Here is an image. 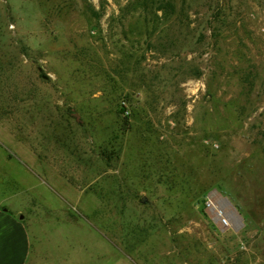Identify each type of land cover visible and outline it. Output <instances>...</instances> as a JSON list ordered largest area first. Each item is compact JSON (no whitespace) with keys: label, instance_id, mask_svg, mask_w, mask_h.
Here are the masks:
<instances>
[{"label":"rangeland","instance_id":"obj_1","mask_svg":"<svg viewBox=\"0 0 264 264\" xmlns=\"http://www.w3.org/2000/svg\"><path fill=\"white\" fill-rule=\"evenodd\" d=\"M0 203L28 264H264V0H0Z\"/></svg>","mask_w":264,"mask_h":264},{"label":"crops","instance_id":"obj_2","mask_svg":"<svg viewBox=\"0 0 264 264\" xmlns=\"http://www.w3.org/2000/svg\"><path fill=\"white\" fill-rule=\"evenodd\" d=\"M30 255L28 232L22 218L0 207V264H28Z\"/></svg>","mask_w":264,"mask_h":264},{"label":"built area","instance_id":"obj_3","mask_svg":"<svg viewBox=\"0 0 264 264\" xmlns=\"http://www.w3.org/2000/svg\"><path fill=\"white\" fill-rule=\"evenodd\" d=\"M214 201H213V197H209V198H207L206 200H205V203H204V206L208 209V210H210V212L212 213V211H211V208L212 207H215L214 206ZM216 208H217V206H216ZM218 209V208H217ZM213 214V213H212ZM214 216V215H213ZM220 217V220H217L218 222H220V226H222V227H225L227 224H226V218L225 217H223V216H219ZM215 218V217H214ZM216 219V218H215Z\"/></svg>","mask_w":264,"mask_h":264},{"label":"bare ground","instance_id":"obj_4","mask_svg":"<svg viewBox=\"0 0 264 264\" xmlns=\"http://www.w3.org/2000/svg\"><path fill=\"white\" fill-rule=\"evenodd\" d=\"M213 201H214V199H213ZM222 202H223L225 205H227V208L229 207V210L232 211V209L230 208V206H229L228 204H226L224 201H222ZM213 204H214V206L216 205L215 202H214ZM217 208H218V209H217ZM217 208H216V206L211 208V211H212L214 217L216 218V219H215L216 221H217V220H220V217H219V216H223V215H224V216H227L226 213H224L223 210H221L220 207H217ZM232 212H233V211H232ZM233 213H234V212H233ZM234 215H235V214H234ZM224 216H223V217H224ZM235 216H236V215H235ZM226 220H227V219H226ZM217 222H218V221H217ZM219 223H220V222H219ZM226 224H227L226 226H228V224H229V223H228V220L226 221Z\"/></svg>","mask_w":264,"mask_h":264},{"label":"water","instance_id":"obj_5","mask_svg":"<svg viewBox=\"0 0 264 264\" xmlns=\"http://www.w3.org/2000/svg\"><path fill=\"white\" fill-rule=\"evenodd\" d=\"M220 198H221L222 201H224L226 204H228L232 208V205L230 204V202L226 198H222V197H220ZM140 203L141 204H146L147 203V199L145 197H142L140 199ZM232 210L236 213V211L233 208H232ZM236 216L239 217V215L237 213H236Z\"/></svg>","mask_w":264,"mask_h":264}]
</instances>
